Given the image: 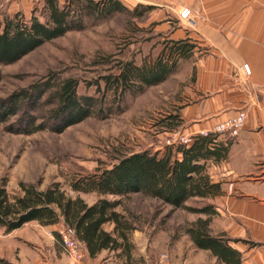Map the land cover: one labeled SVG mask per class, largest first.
<instances>
[{
	"label": "trees",
	"instance_id": "trees-1",
	"mask_svg": "<svg viewBox=\"0 0 264 264\" xmlns=\"http://www.w3.org/2000/svg\"><path fill=\"white\" fill-rule=\"evenodd\" d=\"M41 0L44 21L31 15L26 21L17 14L3 17L0 29V65L12 64L23 55L49 40L75 31L88 21L104 20L114 14L127 13L129 18L145 15L151 6L134 4L129 9L123 0ZM168 51L159 53L151 62L135 65L121 59L109 67L106 75L98 76L89 85L100 96L77 93L78 81L73 77L50 71L47 75L0 97V125L6 133L31 135L38 131L61 133L66 127L90 117L106 119L123 112L127 92L131 96L156 85L174 71L176 60L187 58L192 45L187 40H166ZM2 75H0V81ZM168 131L178 128V114L168 115ZM217 133L191 136L189 144H170L153 151L119 153L107 167L78 175L69 182L75 193L67 195L56 185L38 190L34 184L19 183V195L9 197L0 182V228L8 233L30 221L40 226L59 224L71 236L84 255L93 257L102 249L120 250L130 264L131 234L136 229L134 217L124 206L131 194L153 199L169 207L200 215L187 223L182 232L197 250H207L216 263L240 264V253L229 242L234 239L211 235L209 222L216 213L207 200L220 191L211 182L206 162L223 159L226 146L217 142ZM93 193L96 199L88 204L80 194ZM112 197L107 199L106 197ZM202 200L201 206H188V200ZM202 215V217H201ZM109 223L112 231L102 229ZM53 236L60 241V231ZM0 264H12L0 258Z\"/></svg>",
	"mask_w": 264,
	"mask_h": 264
},
{
	"label": "rangeland",
	"instance_id": "rangeland-1",
	"mask_svg": "<svg viewBox=\"0 0 264 264\" xmlns=\"http://www.w3.org/2000/svg\"><path fill=\"white\" fill-rule=\"evenodd\" d=\"M58 1L61 6L66 4L65 0ZM127 4L129 9L133 8ZM166 13L157 12L155 19H151L149 12L134 19L127 13L97 21L83 18V28L41 44L12 64L0 65V97L50 71L62 78L77 79L78 94L100 96L102 87L96 93L95 86L89 84L98 76L106 75L117 61L132 60L139 65L168 51L169 45L165 42L173 26L166 23L170 27L164 28L161 21L164 15L166 21L172 22L173 18H167ZM12 14L20 15L26 21L35 15L39 21H44L41 0H0V29L3 17ZM191 62L192 59L179 58L173 73L164 81L133 96L126 92L123 112L106 119L90 117L66 127L61 133L42 130L31 135L6 133L0 125V182H5L4 189L9 197L21 194L19 183L34 184L39 191L56 185L67 195L74 196L69 188L72 178L93 172L96 167L109 166L119 153L153 151L166 146L169 133L179 131L178 128L166 129V117L178 114L180 107L193 98ZM80 196L88 204L96 199L93 193ZM204 202L207 201L191 199L186 204L198 207ZM124 206L133 214L136 242L145 239L141 252L136 251L141 247L132 243L130 264H157L159 255L164 250L168 253L171 248L174 256L180 257L188 246L182 229L200 216L180 209L169 213V207L137 194L129 195ZM51 228L62 232L61 227L40 228L35 223H27L2 245L6 247L14 241L24 253L34 252L39 258L47 254L55 257L56 250L62 245L53 236ZM193 255L200 264L207 259L202 253L194 252Z\"/></svg>",
	"mask_w": 264,
	"mask_h": 264
},
{
	"label": "crops",
	"instance_id": "crops-1",
	"mask_svg": "<svg viewBox=\"0 0 264 264\" xmlns=\"http://www.w3.org/2000/svg\"><path fill=\"white\" fill-rule=\"evenodd\" d=\"M128 1L131 6L150 5L151 19L157 12H168L167 18L173 21H166V15L161 21L163 26H173L167 39L187 40L193 46L187 57L192 59L193 98L178 111L180 132L190 137L210 133L224 119L239 110L245 112L237 136L224 133L216 137L227 148L225 158L206 162L209 179L220 185L219 193L207 200L216 211L208 226L211 235L234 239L229 245L240 253V264H264V0ZM183 8L190 11V22L179 17ZM243 64L249 67L248 75L243 73ZM105 224L102 229L111 232L112 225ZM22 226L8 233L0 228V258L12 264H80L66 255L63 246L55 257L42 258L34 252L24 253L14 241L4 247L2 243ZM54 226L61 227H49ZM144 241L136 242L135 232L131 234V243L141 247L136 251H142ZM187 241L180 257L174 256L172 248L168 253L164 250L161 254L167 259L157 264H200L194 252L206 255L201 264H217L207 250L195 249L188 237ZM83 263L124 264L126 258L119 249H102L93 257L84 255Z\"/></svg>",
	"mask_w": 264,
	"mask_h": 264
},
{
	"label": "built area",
	"instance_id": "built-area-1",
	"mask_svg": "<svg viewBox=\"0 0 264 264\" xmlns=\"http://www.w3.org/2000/svg\"><path fill=\"white\" fill-rule=\"evenodd\" d=\"M179 17L181 19L187 20L190 22V11L186 8L180 10ZM243 73L245 75L249 74V67L246 64L242 66ZM245 119V112L239 110L238 113L230 118L224 119V121L216 124L211 132L217 134L226 133L230 137H235L238 135L240 129L243 126V121ZM169 137L166 140V146L170 144H189L191 143V138L188 135H184L178 130H173L169 133ZM201 135H206V132L200 133ZM60 244L63 246L64 252L69 258L74 259L80 264L83 263V250L81 246L66 232H60ZM159 261H165L167 256L165 254L159 255ZM86 264V263H85Z\"/></svg>",
	"mask_w": 264,
	"mask_h": 264
}]
</instances>
